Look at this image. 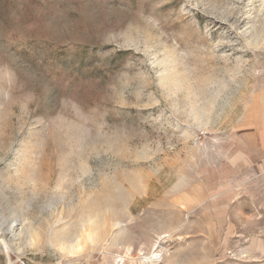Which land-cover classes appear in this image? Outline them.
I'll return each instance as SVG.
<instances>
[{
	"label": "rangeland",
	"instance_id": "obj_1",
	"mask_svg": "<svg viewBox=\"0 0 264 264\" xmlns=\"http://www.w3.org/2000/svg\"><path fill=\"white\" fill-rule=\"evenodd\" d=\"M263 93L264 0H0V264H264Z\"/></svg>",
	"mask_w": 264,
	"mask_h": 264
},
{
	"label": "crops",
	"instance_id": "obj_2",
	"mask_svg": "<svg viewBox=\"0 0 264 264\" xmlns=\"http://www.w3.org/2000/svg\"><path fill=\"white\" fill-rule=\"evenodd\" d=\"M247 125L243 134L244 150L250 151L255 161L264 166V93L258 110L252 111L247 117Z\"/></svg>",
	"mask_w": 264,
	"mask_h": 264
},
{
	"label": "built area",
	"instance_id": "obj_3",
	"mask_svg": "<svg viewBox=\"0 0 264 264\" xmlns=\"http://www.w3.org/2000/svg\"><path fill=\"white\" fill-rule=\"evenodd\" d=\"M9 264H73V263L68 259H58L51 262L40 263V262H34L26 257H17L16 259L11 260Z\"/></svg>",
	"mask_w": 264,
	"mask_h": 264
},
{
	"label": "bare ground",
	"instance_id": "obj_4",
	"mask_svg": "<svg viewBox=\"0 0 264 264\" xmlns=\"http://www.w3.org/2000/svg\"><path fill=\"white\" fill-rule=\"evenodd\" d=\"M154 262H155V260H154Z\"/></svg>",
	"mask_w": 264,
	"mask_h": 264
}]
</instances>
